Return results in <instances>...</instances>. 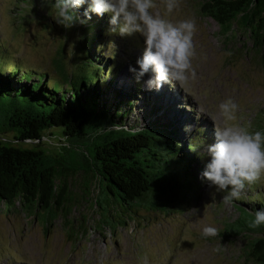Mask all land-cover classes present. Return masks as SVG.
Wrapping results in <instances>:
<instances>
[{"label": "trees", "instance_id": "obj_1", "mask_svg": "<svg viewBox=\"0 0 264 264\" xmlns=\"http://www.w3.org/2000/svg\"><path fill=\"white\" fill-rule=\"evenodd\" d=\"M40 2L54 29L53 62L72 73L66 81L47 71L0 70V204L10 210L20 205L27 216L43 215L49 225L63 217L74 230L70 217L79 206L93 208L96 215L105 205H119L135 216L149 204L156 212L168 210V193L187 197L201 183L193 176V164L204 158L195 151L201 138L185 140L184 123L173 108L132 74L127 75L130 89L118 87L123 92L114 87L117 79L106 81L116 61L105 52L116 36L107 32L109 14H93L87 25L65 29L52 18L55 0ZM199 3L223 35L246 33L264 61V0ZM78 12L83 14L82 6ZM70 36L76 39L73 58L61 47ZM140 112L144 115L138 117ZM252 208L264 209L263 204ZM253 219L242 214L234 221L240 227L231 231L230 224L219 234L243 237L246 261L264 264V225L250 228Z\"/></svg>", "mask_w": 264, "mask_h": 264}, {"label": "rangeland", "instance_id": "obj_2", "mask_svg": "<svg viewBox=\"0 0 264 264\" xmlns=\"http://www.w3.org/2000/svg\"><path fill=\"white\" fill-rule=\"evenodd\" d=\"M45 6L40 0H0V70L47 71L68 80L72 69L53 62L57 45ZM86 7L82 6L83 12ZM152 11L166 12L162 5ZM165 18L173 22L194 19L197 25L193 38L196 55L192 59L197 78L183 88L165 84L162 90L152 92L173 108L181 124L183 121L181 136L185 140L201 138L195 151L204 158L193 164V176L200 185L190 189L187 197L168 193V210L156 212L149 204L148 211L139 209L136 216L119 205H105L103 211L96 210L97 215L91 212L93 208L89 211L79 206L70 217L78 232L63 217L49 225L43 215L36 219L27 216L20 205L10 210L1 203L0 264H253L243 257L247 243L243 237L224 238L219 232L242 214L254 217L258 209L252 207L256 204L264 207V176L246 188L240 200L226 205L222 202L224 193L209 187L202 173L210 161L207 146L215 143L212 116L221 126L227 123L264 132L263 58L253 51L246 33L234 30L223 35L218 24L200 12L199 0H181L180 8ZM69 38L61 47L73 58L71 48L76 39ZM108 42L105 52L116 61L109 66L113 68L111 76L109 69L106 71V81L115 78V89H130L128 68L142 54L144 40L139 34H116ZM229 97L239 105V111L234 121L225 122L218 105ZM142 115L144 112L138 117ZM185 126H190L188 131ZM205 226L215 227L218 234L202 238ZM235 227L240 226L234 224L229 229Z\"/></svg>", "mask_w": 264, "mask_h": 264}, {"label": "clouds", "instance_id": "obj_3", "mask_svg": "<svg viewBox=\"0 0 264 264\" xmlns=\"http://www.w3.org/2000/svg\"><path fill=\"white\" fill-rule=\"evenodd\" d=\"M87 5L83 14L78 9ZM171 15L181 6V0H159ZM157 0H55L51 9L53 20L65 29L87 25L92 15L103 17L109 14V34L120 37L139 34L144 40V50L137 57L135 65L128 71L137 83H143L147 91H160L164 85H178L183 88L197 78L192 66L196 55L194 35L197 25L194 19L173 22L152 9L159 7ZM147 77V79H145ZM225 122L234 121L239 105L229 97L218 105ZM214 122L215 143L207 146L210 161L202 173L209 187L223 192L222 202L226 205L240 200L246 188H250L264 176V132L249 131L241 126H221ZM190 126H185L188 131ZM264 225V209L254 213L250 228ZM217 229L205 226L201 237H215Z\"/></svg>", "mask_w": 264, "mask_h": 264}]
</instances>
